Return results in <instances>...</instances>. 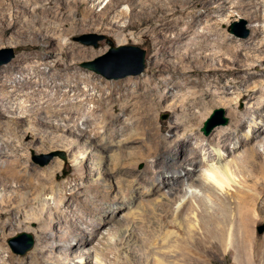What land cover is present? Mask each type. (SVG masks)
<instances>
[{"label": "bare ground", "instance_id": "6f19581e", "mask_svg": "<svg viewBox=\"0 0 264 264\" xmlns=\"http://www.w3.org/2000/svg\"><path fill=\"white\" fill-rule=\"evenodd\" d=\"M217 1L107 3V12L129 4L128 9H121L107 21L111 30L124 33L138 29L155 48L162 49L151 59L150 76L127 84L129 87L135 83L137 95L130 92L126 99L118 100L114 93L120 86L109 84L100 95V101L109 102L102 104L93 101L94 89L89 88L75 103L72 98L66 102L68 92L63 95V86L55 81L62 74L51 73L56 68L69 71L73 60L96 53L79 50L64 38L82 28L103 24L101 11H97L100 1L0 0L3 31H10L12 41L28 49L26 57L32 55L31 49L39 47L40 58L48 61L41 65L49 68L47 72H37L39 80L29 95L24 89L0 92V237L5 239L32 222L40 224L32 259L17 262L0 243V264H128L132 258L137 264H149L146 254L169 243L166 232L175 220L183 227L184 236L175 250H165L169 258L178 259L174 264H213L209 252L228 248L235 249L238 264H264V242L256 247L253 235L257 220L264 218V88L259 80L253 81L257 71L264 73V11L262 0L234 3L241 15L257 22L250 41L238 40L223 36L208 24ZM221 8L228 10L229 6L225 2ZM125 19L128 22L123 25ZM170 42L171 47H177L171 49ZM38 63L36 68L41 67ZM219 72H223L225 84L215 83L214 76ZM72 75L78 79L72 83L76 90L82 81L92 82L91 75ZM46 83L52 87L41 94L37 87ZM165 88L167 93L162 91ZM230 93L238 95L231 99L220 97ZM46 95L56 97L49 101ZM24 96L33 102L21 99ZM235 99L247 101L244 113L233 109L238 130L232 135L220 130L219 141L215 140L221 145L209 151L203 137L196 136L192 123H202L208 104H233ZM115 102L120 103L119 109L128 118L117 119L111 110ZM158 108L180 109L178 126L188 125L186 133L164 135L156 119ZM45 112L49 117L42 115ZM16 119L22 125L12 128ZM248 124L252 128L242 133ZM35 125L49 133L46 138L53 146L71 153L73 168L78 173L84 171L85 182H58L55 175L64 165L59 159L43 169L27 165L26 155L20 152L24 148L21 139L27 132L37 131ZM115 145L116 155L104 156ZM159 153L178 155L170 171L155 170L153 163L159 164L156 160L142 179L140 175L134 177L136 170L130 168L128 158L138 161ZM97 154L103 156L98 158ZM3 156L14 161L2 163ZM91 157L95 164L90 166ZM126 176L141 184L127 185ZM110 178L116 179L113 186ZM146 185L150 186L145 188ZM90 188L92 195L87 193ZM107 188L113 189L109 196ZM190 188L198 192H192L191 199L180 201L174 209ZM162 192L166 195L152 204L153 215L137 211L142 219L129 233L128 237L133 235L135 241L128 246L123 236L129 231L125 228L126 216L120 221L118 218L122 208L136 201L139 193L151 199ZM82 193L88 199L75 205ZM152 218L161 227L155 226ZM108 224H116L119 234L113 236ZM95 240L98 243L94 244Z\"/></svg>", "mask_w": 264, "mask_h": 264}, {"label": "rangeland", "instance_id": "374dc122", "mask_svg": "<svg viewBox=\"0 0 264 264\" xmlns=\"http://www.w3.org/2000/svg\"><path fill=\"white\" fill-rule=\"evenodd\" d=\"M100 1V4L97 7V11L102 14V23L103 24H98L96 26H88L85 28H82L78 30L77 32H73L71 35L68 37L64 38L68 39L71 41L73 44H75L78 49L80 50L81 48L89 50H94L96 51L95 54L84 57V58H77L74 61V65L70 67L69 71H61L60 69L56 68L55 70H52L51 73H61V77L56 81V83L59 86H63V95H66V91L68 92V95L65 97L66 102H68L69 98H72L73 103L78 101V98L82 96V93L87 92L86 89H94L92 92L94 94L93 101L96 103H102L106 104L105 102H109V99H106V101H100L101 100V90L104 87L110 86L114 87L115 84H118V87L114 93L115 98L121 99H126L128 94L132 92V94L136 95L138 94L139 89L134 85L135 83H131V86H127V84L131 80H138L140 78H148L150 76V73L152 72V69L150 68L151 66V59L157 54L160 53L161 47L155 48L153 46V43L151 40L145 39L141 35L138 29H130L125 31L124 33H117L111 30L110 26H108L107 21L114 15L118 14L121 9H128L129 4L124 3L122 4L119 9L112 11V12H107L104 10V7L106 6L107 3L110 1H115V0H98ZM228 1V2H227ZM238 0H219L217 3H215V10L213 12V18L208 22V24L211 25L212 29L218 30L220 33H222L223 36L229 37V38H237L238 40H245V41H250L251 37L253 35V26L257 24V22H252L247 16H243L239 13L240 8L234 7V3H237ZM246 3L249 1L244 0ZM226 2V4L229 6L228 10H222V5ZM262 5V10L264 11V0L261 2ZM219 9V10H218ZM115 13V14H114ZM10 15H8V20H10ZM128 22L127 19L122 21V24H126ZM262 23L264 25V20H262ZM216 24V25H215ZM0 49H8L12 48L14 51V57L7 63L0 64V92L5 91L7 89L10 90H19V89H24L25 93H29L35 89L34 85L37 80H39V77L37 76V72L44 71L47 72L49 70L48 66L46 65H41V63L48 62L47 60H44L43 58H40V48H33L31 49L32 55L29 57H26L25 52H28L27 48H24V46L19 43V42H13L12 37L13 35L11 32H4L3 29L5 28V24L3 21H0ZM246 34V35H245ZM240 38V39H239ZM86 41H90V43H86ZM95 41L97 44H95ZM173 43H169L170 48L175 49L177 47V44L172 46ZM127 45H134L138 46L141 49L145 51V62L146 66L144 70L139 73V74H129L124 77H119V78H108L105 75L98 73L95 70L89 69L84 66V63L89 62V61H95L98 58L108 54L111 52L112 49H114V53L112 52L110 57H107V59L99 62V64L104 67L109 73L112 74H120V73H125L127 71H133L136 69V64H135V58L133 59L135 54V51L128 50V49H121L124 46ZM175 47V48H174ZM89 49V50H88ZM137 53V52H136ZM6 54H0V59H2ZM264 55V54H263ZM50 61V59H48ZM70 60V59H69ZM71 61V60H70ZM39 62V63H38ZM38 63V66L41 65V67L36 68V64ZM77 73L78 76H85V75H91L92 77V82H81L78 89L76 90L72 85L75 80H78L75 77H72V74ZM72 76H71V75ZM80 74V75H79ZM223 72H219L216 76H214V81L217 84H225V79L222 76ZM33 77V78H31ZM197 78V77H193ZM223 80V81H222ZM258 83V80L260 83H262V88H264V73L261 71H257L256 75L253 77V81ZM89 84L90 87L88 86ZM256 84V83H255ZM56 85V84H55ZM52 85L49 83L40 84L38 85L37 88L42 90L41 94L44 92L48 93V90L51 89ZM134 87V89H132ZM80 90V91H79ZM127 90V91H126ZM136 90V91H135ZM167 88L163 89V93H167ZM264 91V90H263ZM127 92V93H126ZM239 92V91H237ZM46 93V94H47ZM259 94V93H258ZM29 95V94H28ZM237 93H230V94H221L220 97L222 98H235L237 97ZM126 96V97H125ZM36 96L35 98H37ZM56 96L53 95H46L45 99L46 100H51ZM58 97V95H57ZM63 98V96H62ZM24 100H29V96H24ZM131 99V98H130ZM128 99V100H130ZM172 99L168 102V104L171 102ZM134 101V100H133ZM29 104L31 100L28 101ZM246 100H234L233 104L222 102L220 104L213 105V103L208 104L206 106L207 113L200 125L196 123L194 124L193 127L196 129V136L201 135L204 139V146L209 150L212 151L213 147L215 146H220L221 144L218 143L219 139L217 136V133L220 130H226L225 132L229 133L230 135L234 134L238 130V125H237V117L236 113H234L233 109L238 108L241 113H244V109L246 107ZM93 103V102H92ZM91 104V103H90ZM111 110L112 112L115 113V115L118 117L117 119H122L128 118V114L126 112H122V110L119 109L120 103L115 102L111 105ZM222 108L224 110V115L229 119V122L226 125H221L220 127H216L209 135H206L202 131V127L204 126L205 121L212 115L215 109H220ZM198 109V108H197ZM47 111V110H46ZM180 109H174V108H158L155 113H156V119L158 122V127L161 129L162 133L164 135H174L176 134H184L186 133V129H188V125H181L178 126L179 124V117L182 115V112H180ZM129 113V112H128ZM47 112L43 113L42 115H46ZM66 114V113H65ZM49 117L48 115H46ZM52 118V117H50ZM53 119V118H52ZM55 119V118H54ZM191 124V123H190ZM20 125V121L17 119L14 121L12 124V128H18ZM37 128V131L34 132H27L24 137H22L21 142L24 146V148H20V152L22 154H25V158L27 161V165H30L32 167H37V168H45L49 166L50 164H53V162L56 159L62 160L64 162V165L62 168L59 170L58 174L55 175V178L58 182H63L67 179H70L72 183H82L85 182V174L84 171L78 173L76 169L73 168V162H72V157L71 153L59 146H53L51 142L46 138L48 136V132L44 128L38 127L35 125ZM226 128V129H225ZM252 126L251 124L245 125L243 127V130L241 131L242 133L248 132L249 129H251ZM115 129V128H114ZM36 132V133H35ZM55 135V134H54ZM116 137V136H115ZM217 139V140H215ZM206 140V141H205ZM207 142V143H206ZM2 143L0 142V145ZM5 148V147H4ZM8 149V148H7ZM109 153H105L104 156H114L116 155L118 151V145H115L112 150H108ZM55 153V155L52 158H49L50 155ZM98 158L102 157L103 155L97 154ZM96 156V157H97ZM183 156V154L181 155ZM178 155L177 154H171V153H159L157 156H148L141 158L138 161H135L133 157L128 158L129 160V165L131 166L130 168H134L136 172L134 173V177L140 175L141 179L145 176V174L149 171V166L152 164V161L158 160L159 164L155 165L156 163H153L155 170H168L170 171L172 169L173 161L177 160ZM108 158V160H110ZM4 161L6 163L14 161L8 156H3ZM231 159V158H230ZM112 160V159H111ZM229 160L228 158L226 161ZM110 162V161H109ZM134 162H137L134 164ZM89 163L88 165L95 164L94 162V157L89 158ZM111 163V162H110ZM26 165V164H25ZM129 171V170H128ZM126 179L128 180L127 185H133L135 184L136 186H139L141 183L140 181L133 182L132 177H127ZM140 179V180H141ZM116 179L110 178L109 183L113 186L115 184ZM150 185H146L145 188H147ZM91 190L88 189V194L92 195V188ZM140 190L144 191V187H141ZM190 192L182 195L177 201V203L174 206V209L178 207L179 204H181L180 201H184L186 199H189L190 195L192 192H198V189L196 190L195 188H190ZM108 196L111 194L113 189H108ZM161 195H166L164 192L158 195H154L151 199H147L146 197L143 196V194L139 193L138 194V199L132 203L127 204L126 207H123L120 213V216H118L119 221L123 220V218L126 216L125 220V228L129 229L128 232H126L124 236V241L125 243L130 246V244H133L135 239L132 237H128L129 233H133V227L134 225L137 224L138 220L142 219L141 215H137L140 210H143L145 214L148 216L150 213L153 215L154 210L152 207L153 202L158 201L161 199ZM143 196V197H142ZM88 196H85L84 193H82L81 198L77 199L75 202V205L80 204L82 199L87 198ZM182 198V199H181ZM88 199V198H87ZM191 199V198H190ZM123 200V199H122ZM128 200V198H127ZM151 200V201H150ZM94 201V200H93ZM92 202V201H91ZM116 204V203H115ZM160 211V210H159ZM81 213V211H79ZM125 214V215H123ZM89 215V214H86ZM140 217V218H138ZM121 218V219H120ZM125 218V217H124ZM157 219H151L153 221L155 226H158L160 222L156 221ZM172 221H174L171 218ZM176 221V220H175ZM172 222L170 228L167 230V237L169 238L167 241L169 243H172V247L170 246L169 243H162L161 247L156 249V251L151 252L149 254H146L148 257H150L149 264H174L173 261H177L176 258H169L167 256V251L175 250V246H178V243L180 239L184 236V229L183 227L181 228L180 225L176 222ZM180 222V221H178ZM264 224V218H259L254 225L255 227L253 228L254 232V242L256 247H260L261 244L264 242V233H259L258 231V226ZM113 225V227H112ZM40 224L39 222H32L26 225V227L21 228L19 230H16L12 234H10L8 237L5 239H2L3 237H0V243H2V248L5 250H8L10 254L14 257V259L17 262L21 261H27L31 260L35 248L38 242V233L37 229L39 228ZM108 228H112L111 233L113 236L116 234H119V230L116 228V224H108ZM129 227V228H128ZM161 227V225H159ZM116 229V230H115ZM26 234L30 235L34 239V245L33 247L26 251L24 254H20L14 251L10 240L13 238H18L20 235ZM130 236V235H129ZM170 237H171V242H170ZM4 242V243H3ZM24 238L18 241V248H23L24 247ZM98 243V240H95L94 244ZM167 250V251H165ZM172 253H176L172 251ZM33 254V255H32ZM169 254V253H168ZM210 257L214 259L212 262L213 264H238L235 260V249H230L228 248L225 251L221 250H214L209 252ZM113 254L111 253V257ZM94 259V258H93ZM134 258L130 259L128 264H137L134 260ZM146 259V258H145ZM163 260V261H162ZM96 259H94L95 263ZM182 263V262H181ZM260 264L262 263L259 262ZM111 264V263H110ZM141 264V263H138ZM142 264H147L143 262ZM183 264V263H182ZM263 264V263H262Z\"/></svg>", "mask_w": 264, "mask_h": 264}, {"label": "water", "instance_id": "95a60500", "mask_svg": "<svg viewBox=\"0 0 264 264\" xmlns=\"http://www.w3.org/2000/svg\"><path fill=\"white\" fill-rule=\"evenodd\" d=\"M86 43L89 44L90 41H86ZM95 44H97L96 41H95ZM121 49H128V50L135 51V54H133L134 55L133 59L135 58L134 60H135V64L137 67L133 71H127L125 73H120V74L114 75L112 73H109L104 67H102L99 64V62L107 59V57H110L112 52L114 51V49H112L111 52H109L108 54L98 58L95 61H89V62L84 63V66L89 68V69L95 70L98 73H101L108 78H119V77L127 76L129 74L141 73L146 66L145 51L143 49H141L140 47L134 46V45H127V46L122 47ZM3 53H5L6 55L2 59H0V64L7 63L14 57V51L12 48L0 49V54H3ZM228 122H229V119L224 115V110L222 108L215 109L214 112L212 113V115L205 121L204 126L202 127V131L206 135H209L216 127L221 126V125H226ZM54 155H55V153L50 155L49 158H52ZM258 231L261 234L264 233V224L258 226ZM23 238H24L23 243L25 245L23 248L20 249V248H18L17 244H18V241L23 239ZM10 243H11L15 252L20 253V254H24V253H26V251L30 250L33 247L34 239L30 235L22 234L18 238L11 239Z\"/></svg>", "mask_w": 264, "mask_h": 264}]
</instances>
